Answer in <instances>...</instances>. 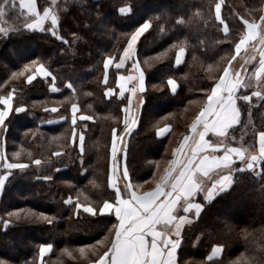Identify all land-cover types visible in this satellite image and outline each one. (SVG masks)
Masks as SVG:
<instances>
[{
    "label": "trees",
    "instance_id": "obj_1",
    "mask_svg": "<svg viewBox=\"0 0 264 264\" xmlns=\"http://www.w3.org/2000/svg\"><path fill=\"white\" fill-rule=\"evenodd\" d=\"M240 1L252 20H256L261 14L262 0ZM128 2L62 0L57 6L56 29L62 39L53 37L46 25L44 31L25 29L24 24L30 19L19 8L22 12L12 17L13 21L4 19L9 35L5 37L0 33V96L11 92L13 105L4 124V138L8 144L13 140L33 153L26 169L11 173L0 201V260L7 264H89L97 260L103 250L97 241L114 237V232L109 231L116 223L114 215H101L98 208L104 200L114 199V191L107 184L106 154L111 131L122 126L127 94L116 93V80L126 70L109 66L105 81L103 62L107 57L115 62L119 60L135 27L144 20H150L152 25L135 46V60L143 73L145 88L139 95L145 102L142 106L139 104L135 113L137 123L125 140L133 184L151 176L154 162L163 157L175 130L181 133L173 149L189 133L191 122L206 104L211 86L234 54L235 43L245 29L243 20H251L234 7L231 0H224L221 10L227 33L216 20V0H131L134 15L125 18L117 10ZM157 4L163 6L150 11ZM179 49H183L184 57L176 64ZM24 57L43 63L53 80L37 77L29 84L26 82L28 73L13 77L14 72H19L29 62ZM221 59L224 62L211 80L205 69ZM169 79L177 84L174 93L169 90ZM51 83L57 92L49 89ZM68 84L72 87L68 88ZM109 88L115 93L105 95ZM238 93L240 95L239 90ZM195 100L202 103L193 118L177 127V118ZM72 104L77 105L78 113L90 115L92 119H77L76 124L71 125ZM237 105L240 122L228 131L226 138L237 140V132L246 122L245 110L249 109L253 128L250 133H239L243 139L238 143L246 146L252 142L255 148L256 131L264 132V98L250 99L244 108L240 100ZM16 107L24 111L16 113ZM53 108L56 111H52ZM58 117L64 121L48 123ZM166 125L169 131L158 137L157 130ZM73 127L83 128V153L79 156L74 147L67 157L65 152L70 146L64 138ZM103 128L104 141L100 146L96 140ZM49 136H55V140L62 136L60 142L64 149L59 142H50ZM207 140L212 142L209 133ZM52 151H57L58 155L53 156ZM35 157L41 161L39 165L33 163ZM236 168L239 169V165ZM22 187L32 188L30 195ZM17 188L21 191L15 195L13 191ZM69 197L73 203L65 204ZM77 201L96 208L97 214L77 210ZM196 201L202 203L203 198L197 196ZM22 208L42 213L51 223L43 217L39 221L34 217L13 221L4 215ZM182 235L177 251L179 264H228L227 260L235 256L242 257L245 264H264V161L254 170L236 172L231 190L206 205L199 219L184 226ZM10 244L16 246L12 252ZM41 244L52 245L43 257L39 255ZM216 245L221 246V255L208 258ZM87 246L93 250L84 256L71 259L66 255L75 248Z\"/></svg>",
    "mask_w": 264,
    "mask_h": 264
},
{
    "label": "snow or ice",
    "instance_id": "obj_2",
    "mask_svg": "<svg viewBox=\"0 0 264 264\" xmlns=\"http://www.w3.org/2000/svg\"><path fill=\"white\" fill-rule=\"evenodd\" d=\"M55 2V0H53ZM16 7V0H2L0 2V17H3L7 10ZM19 8L33 14L36 19L32 23H25L24 28L27 30L44 31L45 20H50L51 27L46 30L57 39H62L56 29L58 25L57 16L50 8H44L43 14L37 10L35 0H19ZM134 8L131 0L123 7L119 8L118 13L125 18L134 15ZM216 20L224 24L221 17V3L215 4ZM182 22V21H178ZM260 22L264 24V15H261ZM246 34L242 36L239 42L235 43V52L240 53L242 46L247 41L257 38V23H250L248 20H243ZM150 20H144L127 39V44L123 48V53L119 56V62H115L112 58L105 59V81L107 80V70L109 65L115 63L117 69L123 68L125 62L130 60L135 55V46L140 37L146 33L151 27ZM224 32H228V27L225 24ZM0 33L5 37L9 35L8 30L0 28ZM264 43V37L261 38ZM183 51V49H181ZM28 59L29 62L24 64L23 69L19 72H14L13 77L23 76L27 74L26 82L31 84L37 77L47 78L52 73L47 67L36 59ZM236 56L233 55L227 63L231 65L232 60ZM177 64L181 63L180 55H177ZM262 70H264V50L261 51ZM134 68L137 66L134 64ZM133 77L118 76L116 83L120 89V95L123 96L127 90L131 93L139 91L143 93L144 76L143 73L137 78L139 81L138 89L133 87L126 89V81H131ZM168 84L171 91H176L175 81L169 79ZM71 88L72 85H66ZM241 87H246L239 72L230 73L229 67H224L218 80L211 86L210 92L207 94V103L201 108L195 119L189 126V134L183 137L179 148L172 150L173 159L168 161L169 167L164 169V174L159 177L156 187L152 191L137 194L134 190L136 185L132 183L131 174L127 166V149L123 141L121 146L117 145V131L113 129L111 143V159L115 162L109 164V172L107 178L108 187L114 190V199L111 201L106 199L99 206L98 212L101 215H114L116 223L109 229L114 232V237L105 243V240L97 241V245L102 247V252L98 254V259L92 264H178L176 256L182 242V230L186 224L192 223L191 214L199 219L206 205L212 203L231 190L235 181V173L244 170H254L258 167L260 161H264V132H260L258 136V151L250 153L248 149L231 147L221 140L218 143L210 142L205 137L209 132H212L218 137H227L228 131L233 125L240 122V109L237 105L238 100L249 101L247 95L241 96L238 90ZM52 90H56L53 88ZM112 89L109 88L105 95H110ZM252 95L264 98V93L253 92ZM12 93L7 96H0V104L4 107L0 109V126L5 124L6 118L13 110ZM128 105L123 107L124 116V133L130 134L133 126L137 123L138 117L130 111L132 105V96L127 97ZM144 99L141 96L139 104H144ZM16 113L24 111L22 107H16ZM72 124L77 121V105L72 104ZM52 111H56L55 108ZM80 120H91V116H79ZM169 128H159L156 132L158 137L164 136ZM75 133V128H73ZM195 134V135H193ZM198 137V138H197ZM81 145H83L84 136L79 135ZM192 141L190 144L189 141ZM83 150V149H81ZM222 152V155L217 153ZM120 153V155H118ZM179 153V155H177ZM19 153H13V157ZM58 155V153H53ZM121 160L123 166L121 167ZM239 161L241 168H236L235 164ZM0 163L6 170L4 175H0V189L5 185L7 176L11 174V170L19 169L23 171L28 167L27 164L9 162L7 157L0 154ZM33 163L39 165L40 160H34ZM157 167L159 165L157 164ZM214 173V175H212ZM156 176V173H153ZM202 178H207L205 181ZM50 179V177H46ZM123 182V188L120 187V182ZM147 183V181H145ZM210 185V186H208ZM198 195L203 196V202H196ZM72 198L69 197L65 204H72ZM83 207V212L91 215L97 214V209L92 206H82L78 201L75 203V208L80 210ZM184 214H178L181 211ZM23 213L24 218L35 216L31 211L20 210L16 213H9V216H15L16 219L21 218ZM48 220L42 213L37 217ZM51 223V220H48ZM5 225L8 221H4ZM150 237V240L148 239ZM52 248L51 244L39 245V255L43 257L46 252ZM218 249H213L217 251ZM83 252V249H81ZM0 264H5V261L0 260Z\"/></svg>",
    "mask_w": 264,
    "mask_h": 264
},
{
    "label": "rangeland",
    "instance_id": "obj_3",
    "mask_svg": "<svg viewBox=\"0 0 264 264\" xmlns=\"http://www.w3.org/2000/svg\"><path fill=\"white\" fill-rule=\"evenodd\" d=\"M61 1L62 0H55V2H53V0H36L37 10L41 14H43V9L44 8H50L51 11L58 18V7L57 6H58V3L61 2ZM231 1H232V4L234 5V7L238 8L239 10H241L240 12L242 14L246 15L248 17V19H251L249 21L250 23H257L259 25V27L257 29V33H258L257 34V38L254 39V40L247 41V43L244 46H242V49H241L240 53L237 54L235 52V46H234V54L233 55L236 56V59L232 60L231 65H229L227 63L226 66L229 67L230 73L233 74V79H235V73L239 72L240 77L243 79L244 83L246 84V87H241L239 89L240 95L241 96L247 95V96L250 97L251 101H254V100L257 101L261 97L254 96V95H252V93L253 92H257V91L263 93V90H264V70H262V65L260 63L261 51L264 50V43H262V39H261L262 37H264V24H262L260 22L261 15H264V0H262V3H261L262 7L260 6L261 14L256 18V20H252L253 19L252 15L251 14H247L248 12H247L246 9H244L243 4H242V2L240 0H231ZM0 2H2V0H0ZM218 2L221 3V10H222L223 4H224V0H216V3H218ZM16 3L18 4V7L16 6V8H14V9L7 10L5 15L3 17H0V28H3V27H5L4 29L7 28V26L4 25V19L13 21L12 17H14V16L18 17L17 15L20 12H22V11L26 12L25 17H28V19H30L29 23L34 22V20L36 19V17L33 14L28 13L26 10L20 11L21 9L19 8V0H16ZM215 4H214V12H215ZM160 6H163V5L162 4H157L156 6L151 7L150 11H153V10L156 9V7H160ZM121 7H123V6L118 7V10ZM11 12H13V14ZM45 25L47 26V28L51 27L50 20H45L43 27H45ZM224 26H225V24L222 25V31L223 32H224V30H223ZM245 34H246V31L244 29V32H243L242 36H244ZM240 38L238 39L237 42H239ZM122 53H123V51H122ZM108 58H110V57H107L106 59H108ZM231 59H232V57L230 58V60ZM117 62H119V60ZM223 62H224V59H221V60H217L214 64L207 66L205 71L208 72L209 77L211 78V80L214 79V77L218 73L219 69L221 68ZM134 64L137 66L136 60H135V55H134V57L132 59L127 60L125 62V65H124L123 68L126 70V72L123 73V74L120 73L118 75V76H125V77H128V76L133 77V79L131 81H126L125 82L126 83V89H130V88H133V87L138 89V87H139V81H138L137 78L142 73V71L140 70V68L138 66L136 68H134L133 67ZM111 65L115 66V63H112L109 66H111ZM22 69H23V67H22ZM51 76H49V77L51 78ZM39 78H41V77H39ZM51 79L53 80V78H51ZM116 86H117V92L116 93L120 95V89H119L118 85H116ZM53 88H55L56 90L55 91L52 90ZM49 89L51 91H53V92H57L58 91V89L56 88V86H54L53 83L49 84ZM112 93H115V92L112 90ZM124 94H127V97L129 95L132 96V105L130 106V111L133 112V113H136L137 109L139 107V99L141 97L139 95V91H137L136 93H131V92L126 90L124 92ZM7 95L8 94H6L5 96H7ZM245 102H249V101L240 100V104L242 103V107L244 106ZM201 103H202L201 101L195 100L194 102L188 104V106L184 110V114L180 115V116L178 115L179 117L177 118V121H178L179 124L177 125V127L180 128L181 126L186 125L187 123H189L191 121V119L193 118V116H194V114L196 112V109L198 108V106ZM206 103H207V100H206ZM126 105H128V100H127ZM2 106L3 105L1 104L0 107H2ZM71 106H70V109H69V112H70V123H71V125H73L72 124V110H71ZM78 112L79 111H78V107H77V112H76L77 119H79V116L84 115V114H81V113H78ZM249 113H250L249 109L245 110L246 122L241 125V127H240L241 131L237 132V136L239 135L237 137V140H232L230 138L228 139L226 137L225 138L218 137V136H216V135H214L213 133L210 132L209 136H210V139H212V142L218 143L221 140H223L224 143L227 144L228 146L237 147V148H244V149H248V151L250 153H256L258 151V136H259V133L263 132V131H256L255 148L252 147V142H248L246 146H242L241 143H238L239 141L240 142L242 141L241 139H243V136H241L242 134L240 135L239 133L244 132V131H249V133H250L252 131L253 127L251 125H252L253 121L250 119ZM84 116H87V115H84ZM124 116H125V113L123 115V121H122L121 128L116 129L117 134H118L117 135V145H118V147L121 146L122 141H123V143L125 145V140H126V135H127V134L124 133V127H125V125H124ZM104 118H107V117L104 116ZM59 121H64V118L58 117V118L50 119L48 121V123L49 124H54V123L59 122ZM87 121H90V120H87ZM134 127H135V125L133 126V128ZM73 128H72V130H70L69 134H67L66 137L64 138L65 141H68V144L70 146V148L67 149V151L65 152L67 157H69V155L72 153V149H74V147L76 148L77 154L79 156L82 155V153H83V150H81V149H83V145H81V142L79 140V135L81 133L83 134V128L75 129V133H73ZM5 132H6V128H4V125L0 126V154L5 155L9 162L23 163V164H27L28 165L27 162H28V160L30 159V156H32L33 153L31 151H29V150H25L22 147L18 146V144L16 142H14L13 140L10 141L9 144H8L7 140L4 138ZM104 132H105V128H103L101 130L100 136L96 140L100 146L103 144V141H104ZM180 133L181 132H179L178 130H175L173 136L170 138V141H169L168 145L166 146V148L164 150L163 157L160 160H157V161L154 162V167L152 169L151 176L145 180V181H147V183H145V181H143V182H134V185H136L134 190L137 192V194L150 191L156 185L157 181L159 180L160 175L164 174V169L169 167V165H168L169 157L171 156L170 160L173 159V153H172L173 146H174V144H175V142H176V140H177V138H178ZM112 135H113V130L111 131L109 148H108L107 154H106V155H108L107 156V170H106L107 171V178H108V172H109V164L112 163L113 166L115 165V162L112 161V159H111ZM193 135H195V134H193ZM207 135L205 137L206 140H207ZM54 138H55V136L54 137L53 136L52 137L49 136L48 140H50V142H52V143L59 142L61 144L60 147H62L64 149V145L60 142L62 140V136H59V138L57 140H55ZM182 140H183V138H182ZM180 142L175 148H179ZM83 143H84V141H83ZM189 143L191 144L192 141L190 140ZM8 145L10 146L9 151H8ZM13 153H19V155L13 157ZM51 153L53 155V153H58V152L57 151H52ZM217 154L218 155H222L223 153L221 152V153H217ZM118 155H120V153H118ZM177 155H179V153ZM53 156H56V155H53ZM45 159H46V157H45ZM34 160H39V159L37 157H35ZM236 163L237 164H235L236 165L235 167H237L238 165H239V168L242 167V165L239 163V161H237ZM157 164L159 165V167H157ZM122 166H123V160H121V167ZM14 170H19V169L11 170V173L13 175L16 173ZM5 172H6V170L3 168L2 163H0V175H4ZM153 173H156L155 177L153 176ZM10 175L7 176L6 181L9 179ZM212 175H214V173ZM202 179L207 181V178H202ZM6 181H5L4 187L2 189H0V201H1V197H2L3 191H4L5 187H6ZM91 181H94V179H92ZM133 181H135V180H133ZM208 186H210V185H208ZM120 187L123 188V182L122 181L120 182ZM22 189L24 190V192L27 195H30V193L32 191V188H28V187H26V188L22 187ZM111 190H113V189H111ZM20 191H21V188H17V189H15L13 191V194L16 195ZM198 196L200 198H203L202 195H198ZM9 202H12V201H8V203ZM82 206H87V205H82ZM81 209H83V207ZM21 210L31 211L32 213H35L36 215L32 216V218L34 217L38 221L42 219V217L41 218H37L40 215V213L34 212L32 210H27V209H24V208H22ZM18 211H20V209H18V210L16 209L15 211H13L11 213H16ZM181 212H182V210L179 211L178 214H180ZM8 214L5 213L4 214L5 217H10V219L13 220V221H20V220L27 219V218H24L23 213L21 214V218L20 219H16L15 216H9ZM190 219L192 221H194L196 219L194 213L190 215ZM38 221H35V222H38ZM186 225H188V224H186ZM10 245H11V249L10 250L12 252L13 251L12 248H14L16 246L14 244H10ZM81 249H83V252H81ZM0 250H2V248H0ZM90 250L92 251L93 248H91L89 246L84 247V248H79V249L75 248L73 250L74 251L73 253L72 252H68V254H66V255H67V257L72 259L73 256L74 257L75 256H84L87 253H89ZM227 262H228V264H245L244 261L242 260V257H236V256L235 257H230V259L227 260ZM5 264H7V262H5Z\"/></svg>",
    "mask_w": 264,
    "mask_h": 264
},
{
    "label": "crops",
    "instance_id": "obj_4",
    "mask_svg": "<svg viewBox=\"0 0 264 264\" xmlns=\"http://www.w3.org/2000/svg\"><path fill=\"white\" fill-rule=\"evenodd\" d=\"M35 2H36V0H35ZM180 55V59H181V62H182V60H183V57H184V51H181V49H179L178 51H177V53H176V58H175V63H176V60H177V55ZM136 64H137V62H136ZM177 64V63H176ZM137 66L139 67V65L137 64ZM173 80V79H172ZM169 81V80H168ZM174 81V80H173ZM175 84H176V82H175ZM168 86H169V84H168ZM176 89H177V84H176ZM169 90L171 91V89H170V86H169ZM172 92V91H171ZM173 93V92H172ZM10 103H11V101H10ZM4 106H2V107H0V109H2ZM135 114V113H134ZM163 127H165V126H163ZM162 128V127H161ZM168 128H169V126H168ZM169 131V130H168ZM210 133V132H209ZM212 133V132H211ZM162 137V136H161ZM155 187H156V185L150 190V191H152V190H154L155 189ZM143 193H145V192H143ZM143 193H140V195H142ZM181 215L182 214H184L183 212H181L180 213ZM149 240H150V237L148 238ZM218 249L217 251H213V249ZM50 251H48V252H46L45 253V255H47L48 253H49ZM221 253H222V248H221V246H218V245H216V246H214L212 249H211V251H210V253H209V255H208V258H210V259H214V258H218L220 255H221ZM44 255V256H45ZM176 259H177V256H176ZM89 264H92V262H90ZM179 264V263H178Z\"/></svg>",
    "mask_w": 264,
    "mask_h": 264
}]
</instances>
